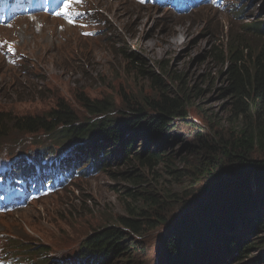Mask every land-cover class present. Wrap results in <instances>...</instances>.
Masks as SVG:
<instances>
[{
	"label": "rangeland",
	"instance_id": "1",
	"mask_svg": "<svg viewBox=\"0 0 264 264\" xmlns=\"http://www.w3.org/2000/svg\"><path fill=\"white\" fill-rule=\"evenodd\" d=\"M89 1L96 10L95 16L105 20L97 25L96 28H102L97 30L98 34L84 36L80 29L66 26L59 19L47 15L38 19L41 28H31L27 24L32 23L23 20L13 28L0 29L1 34L14 40L18 47V54L12 59H7L0 52V124L8 123L10 118L44 115L60 102H64L77 114L80 123H84L93 116L88 113L80 95L92 100L108 97L116 108L112 115H126L124 111L129 110V106L145 105L144 99L152 97V92L157 89L151 87L147 73L143 75L135 68L142 64H134L130 59L129 55L135 53L149 63L156 74L163 76L173 92L176 86L168 74L164 76L158 70L159 65L165 64V72L172 76H184L190 91L187 121L196 124L215 143L219 137L226 138L232 134L236 127L235 98L230 92H225L229 85L226 71L230 61L219 59L218 54L221 47L225 50L228 37H234L236 31L244 34L245 40L249 39L253 52L264 50V37L247 27V24L264 21V0H233L234 5L225 10L200 7L189 11H177L140 0ZM241 10L243 14L237 18L235 15ZM180 30L177 42L170 46L161 39L166 36L173 41L175 31ZM55 136L42 132L33 136L7 129V134L1 139L6 146H0V156L8 152H23L22 148H33L31 143L56 140ZM127 140L133 145L119 162L108 156L99 159L94 155L100 161L94 160L93 172L87 177L59 188L54 194L33 200L27 207L0 213V236L12 238L8 242L1 241L4 251L10 252L9 256L14 254L15 258L20 256L27 260L29 254L15 246L18 242L34 249L35 259H39L43 247L47 248L43 252L44 258L78 259L81 241L86 235L97 231L111 219L112 224L119 217L132 218L125 208L127 188L134 191L142 187L141 190H158L161 194L173 185L175 187L171 190L180 189L179 183L175 185V178L182 183V175L179 180L162 165L153 169L140 165L132 154L140 153L144 158L151 153L168 154L165 161L172 162L178 171L185 170L183 162L197 157L187 150V145L198 144L197 136L181 129L167 140L143 132H132ZM103 146H106L108 155H113L115 145L103 143ZM80 157L85 158L79 161ZM74 158L76 166L81 169L89 154L80 153ZM128 169L141 174L138 186L123 176ZM182 181L186 179L183 177ZM213 185H205L201 180L189 189L184 207L176 209L169 225L190 213L196 214L206 208L212 211L213 207L217 210L218 206L211 205L214 204L213 199L221 197L225 191ZM180 202L182 199L176 203ZM221 210H214L212 214L220 216ZM243 213L247 216H234V225L228 231L238 234L241 241L251 236L245 245L259 242L264 236V227L253 229L256 216L264 218V193H259L254 202L246 198ZM140 222L142 233L138 234L119 226L128 236V244L142 248L136 264H167L162 247L167 227L155 226L154 222ZM132 254L135 255V249L130 251ZM219 254L226 264H239L238 255L229 257L226 251ZM259 255L260 264H264L260 248H251L249 258L243 264L254 261ZM125 258L104 260L101 264H127Z\"/></svg>",
	"mask_w": 264,
	"mask_h": 264
},
{
	"label": "trees",
	"instance_id": "2",
	"mask_svg": "<svg viewBox=\"0 0 264 264\" xmlns=\"http://www.w3.org/2000/svg\"><path fill=\"white\" fill-rule=\"evenodd\" d=\"M247 27L251 32L264 37V21L247 24ZM249 43V39L245 40L244 34L236 31L234 37H228L225 50L221 47V53L218 54L219 59L230 61L226 71L229 85L225 92H230L235 98L236 115L235 130L226 138L219 137L218 143H215L210 135L202 132L196 124L187 121L190 91L184 76H172L165 72V64L159 65L158 70L162 71L164 76L168 74L176 86V91L173 92L163 76L156 74L153 67L135 53L129 55L132 62L142 63L135 68L143 75L147 73L146 75L150 76L151 87L157 89L152 92V97L144 99L145 105L129 106V110L124 111L126 115L113 116L115 104L108 97L103 100H92L80 95L88 113L93 116L84 123H80L77 114L64 102H60L59 106L50 108L44 115L10 118L7 120L8 123L0 124V142L7 134V129L10 131L15 129L16 132H25L33 136L39 132L54 134L58 142L100 139L114 142L115 145L120 143L122 157L127 155L128 147L132 146V142L127 140L132 132H143L167 140L168 137L175 135V131L186 129L190 134L197 136L198 144L187 145L188 152L194 153L197 157L183 162L186 165L185 170L178 171L172 162L165 161L164 158L168 154L151 153L145 158L140 153L135 155L140 165L152 169L156 165H162L168 168L169 174L179 180L182 175L186 181H182L181 178L180 183L175 178V185L179 183L180 189L171 190L175 187L173 185L162 194L158 190H141L142 187L134 191L127 188L125 208L132 218L119 217L112 224L111 219L97 231L86 235L80 246L82 257L87 255V259L98 258V262L126 257L127 264H136V259L142 255V248L137 244H128V236L119 229V226L138 234L142 233L140 221L154 222L155 226L167 227L162 241L167 264L182 262L223 264L220 251H226V256L229 257L238 255L237 262L242 264L249 258L251 248L254 250L260 248L261 254H264V251L262 252L264 236L257 243L245 245V241L251 236L241 241L238 234L228 231L234 225V216H247L243 213L245 199L254 202L259 193H264V50L253 52ZM123 176L133 182L134 186H138L142 178L141 174L132 169L125 171ZM201 180L205 185L214 183V188L225 191L221 197L212 198L214 204H211L218 206L217 210L222 208V214L220 216L212 214L214 210L217 211L214 207L212 211L206 208L205 211L175 219L172 225H169L176 209L184 207L186 196L189 195L188 190ZM180 199L182 202L176 203ZM262 227L264 218L256 216L253 231ZM15 246L29 254L24 264L57 263L54 258H44L46 247L40 251L42 254L39 259H35L34 249L18 242ZM133 249L135 255L131 256L130 251ZM255 258L254 261L245 264H260L261 255Z\"/></svg>",
	"mask_w": 264,
	"mask_h": 264
},
{
	"label": "bare ground",
	"instance_id": "3",
	"mask_svg": "<svg viewBox=\"0 0 264 264\" xmlns=\"http://www.w3.org/2000/svg\"><path fill=\"white\" fill-rule=\"evenodd\" d=\"M13 9H14V10H17V11H20V12H21L22 10H24V9H22L21 7H13ZM20 12H19V13H20ZM19 13H16L15 11H10V12H9L10 15H8L7 18H10V17H11L12 19H15V18L19 17V16H15V14H19ZM13 15H14V16H13ZM14 17H15V18H14ZM181 32H182V30L177 31V32L175 31V36L173 37V39H175V40H173V41L171 40V38L166 37V36H162L161 39H162L163 41H165V42L167 43V45L170 46V45H172L173 42H177V40H178L179 35H180ZM5 35H6V34H5ZM43 38H44V35H43ZM47 43H48V42H47ZM143 43L145 44L146 42H143ZM38 46H39V45H38ZM38 46H37V47H38ZM52 48L54 49V47H52ZM115 152H116V149L113 148V154H115Z\"/></svg>",
	"mask_w": 264,
	"mask_h": 264
},
{
	"label": "snow or ice",
	"instance_id": "4",
	"mask_svg": "<svg viewBox=\"0 0 264 264\" xmlns=\"http://www.w3.org/2000/svg\"><path fill=\"white\" fill-rule=\"evenodd\" d=\"M77 2H79V0H77ZM72 3V0H64V4H63V7L60 9V11L58 12H55L54 14L57 15V16H70V13H69V8H70V5ZM76 15H79V13H76ZM71 22V21H69ZM11 51V49H9Z\"/></svg>",
	"mask_w": 264,
	"mask_h": 264
}]
</instances>
